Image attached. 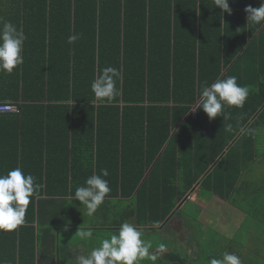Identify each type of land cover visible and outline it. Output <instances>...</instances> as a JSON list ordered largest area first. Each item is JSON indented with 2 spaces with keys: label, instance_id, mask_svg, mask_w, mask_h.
Instances as JSON below:
<instances>
[{
  "label": "trees",
  "instance_id": "trees-1",
  "mask_svg": "<svg viewBox=\"0 0 264 264\" xmlns=\"http://www.w3.org/2000/svg\"><path fill=\"white\" fill-rule=\"evenodd\" d=\"M30 1L38 37H27L23 65L0 73V103L21 109L0 114V174L21 167L44 187L25 225L0 232V264H36L37 254L66 264L65 226L114 230L127 219L156 231L199 182L229 199L264 127V26L244 12L260 0H229L231 15L213 0ZM71 35L80 38L69 44ZM107 66L120 73L119 95L101 103L91 82ZM228 76L249 97L225 109L229 119H209L202 86ZM105 168L112 191L88 217L75 190Z\"/></svg>",
  "mask_w": 264,
  "mask_h": 264
},
{
  "label": "clouds",
  "instance_id": "clouds-1",
  "mask_svg": "<svg viewBox=\"0 0 264 264\" xmlns=\"http://www.w3.org/2000/svg\"><path fill=\"white\" fill-rule=\"evenodd\" d=\"M213 4L222 13L232 14L229 0H213ZM244 12L247 24L264 26V0H260L259 7L246 6ZM79 38L78 35H71L67 42L72 44ZM26 39L24 32L16 25L0 18V73L12 75L23 65ZM119 76L118 69L112 66L105 67L96 75L91 82V91L98 102L112 103L115 100L119 95ZM249 91L248 86L237 83L236 76L218 79L211 84L205 81L200 92L199 108L203 109L209 119H229L230 114L225 109H242L249 97ZM108 176V170L101 169L99 174L89 176L75 190L74 199L80 202L88 217H96L112 191L106 179ZM43 187L34 175L25 173L21 167H14L6 174H0V232L13 233L25 225L29 205ZM67 230L68 227L65 226L64 231ZM76 234L79 241L92 246L86 251L75 252L73 264H142L144 261L156 264L167 248L161 242L152 251L153 242L145 239V233L127 219L102 237L95 236L91 226L78 229ZM207 264H242V260L238 255L225 250L210 256Z\"/></svg>",
  "mask_w": 264,
  "mask_h": 264
},
{
  "label": "crops",
  "instance_id": "crops-1",
  "mask_svg": "<svg viewBox=\"0 0 264 264\" xmlns=\"http://www.w3.org/2000/svg\"><path fill=\"white\" fill-rule=\"evenodd\" d=\"M33 10H38L37 2L33 3L30 0H0V18L12 22L19 30L24 32L26 37L32 36V38H37L38 16H35L34 13H30ZM71 22H74V19L71 20ZM3 104H13L18 109V112H10L6 114H21L20 102L0 103V105ZM194 112L196 113L195 109L193 110V115ZM255 133L257 136L256 148L254 152L256 159L244 167L236 189H234L231 193L229 199L224 200L217 195L209 194L210 192L203 191L200 189L201 187L199 182L194 190L189 194L188 198L176 207L171 219L163 227L158 228L156 231L142 230L145 234H156L158 236L156 239L152 236H148L153 242L152 250L155 251L161 242L167 245L166 250L161 254V257L166 259L165 261H177V264H192V261H190L189 258L197 260V258L199 256L201 257L203 254V252H200L202 243L200 244V242L196 241L195 235V232L198 233L199 229L193 227L187 219L191 214V211H189L185 216H182V210L184 209V205L187 201H191L192 203V213L197 210L201 213L208 214L210 216V220L214 219V224L217 223L220 227H231V229L239 228L242 222L245 225V220L260 222L258 214L263 215L264 208H260L262 205H258L256 199L259 195L264 198V127L257 128ZM238 198L242 202L241 205H244L245 203V205L242 206L243 208L238 206ZM255 203L258 207L254 205ZM230 209H232L234 213L230 212L229 214L228 211H230ZM207 223H210V225L213 224L212 221H208ZM95 225L96 224H94V226L89 225L94 229V235L100 234L101 236H105L107 233L113 231L112 229L107 228L109 225H107L106 222L102 225H98V227ZM244 225L242 224V227H244ZM201 227H203V225H201ZM78 229L80 228H71L67 231L71 232L70 235L77 236L76 231ZM241 230H243V228ZM208 231H210V229ZM57 234L61 240L62 236L60 235V231ZM62 243L65 245L64 242ZM66 246L69 251H71V255L66 260V264H73L72 258L75 252L86 251V246L91 247L81 241L73 245L66 243ZM181 259H183V261H181ZM36 264H45L38 254Z\"/></svg>",
  "mask_w": 264,
  "mask_h": 264
},
{
  "label": "rangeland",
  "instance_id": "rangeland-1",
  "mask_svg": "<svg viewBox=\"0 0 264 264\" xmlns=\"http://www.w3.org/2000/svg\"><path fill=\"white\" fill-rule=\"evenodd\" d=\"M237 203L239 207L245 205V203L244 205H241L242 202L239 198ZM191 208V201H187L184 205V209L182 210V216H185L189 211H191V214L187 219L193 227L199 229L198 233L195 232L196 241L200 242V244L202 243L200 252H203L202 256H199L197 260L189 258L190 261H192V264H207L210 256L216 255L225 250L238 255L242 260V264H264V214H258L260 222L245 220V225L242 222L244 227L240 224L239 228L231 229V227H220L219 224H214L215 220H210V216L208 214L201 213L197 210L192 213ZM228 212L229 214L230 212L234 213L232 209ZM208 221H212L213 224L210 225L211 222L208 224ZM102 224L103 223H99L95 226L98 227V225ZM201 225H203V227H201ZM242 228L243 230H241ZM209 229L210 231H208ZM143 231L149 230L143 229ZM70 233V231H60V235L62 236L61 241H63L65 245L66 243L73 245L79 242L77 236L70 235ZM95 236L102 237L100 234H95ZM148 236H152L155 239L158 237L156 234H145V239L150 240V237ZM89 245L92 246L91 244ZM86 248L88 247L86 246ZM163 264L174 263L168 260Z\"/></svg>",
  "mask_w": 264,
  "mask_h": 264
},
{
  "label": "built area",
  "instance_id": "built-area-1",
  "mask_svg": "<svg viewBox=\"0 0 264 264\" xmlns=\"http://www.w3.org/2000/svg\"><path fill=\"white\" fill-rule=\"evenodd\" d=\"M10 112H18V109L15 105L13 104H3L0 105V113H10ZM194 112V116H195Z\"/></svg>",
  "mask_w": 264,
  "mask_h": 264
}]
</instances>
